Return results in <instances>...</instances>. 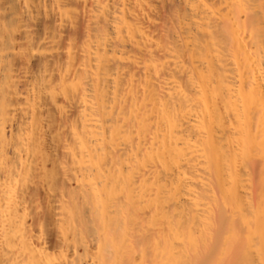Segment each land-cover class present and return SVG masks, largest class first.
<instances>
[{
    "label": "bare ground",
    "instance_id": "bare-ground-1",
    "mask_svg": "<svg viewBox=\"0 0 264 264\" xmlns=\"http://www.w3.org/2000/svg\"><path fill=\"white\" fill-rule=\"evenodd\" d=\"M0 264H264V0H0Z\"/></svg>",
    "mask_w": 264,
    "mask_h": 264
}]
</instances>
